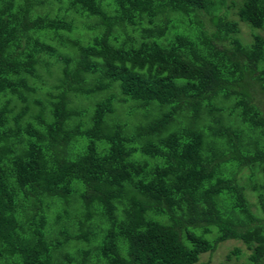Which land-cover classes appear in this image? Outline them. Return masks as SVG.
<instances>
[{
  "label": "trees",
  "instance_id": "obj_1",
  "mask_svg": "<svg viewBox=\"0 0 264 264\" xmlns=\"http://www.w3.org/2000/svg\"><path fill=\"white\" fill-rule=\"evenodd\" d=\"M226 241L264 264V0H0V264Z\"/></svg>",
  "mask_w": 264,
  "mask_h": 264
},
{
  "label": "rangeland",
  "instance_id": "obj_2",
  "mask_svg": "<svg viewBox=\"0 0 264 264\" xmlns=\"http://www.w3.org/2000/svg\"><path fill=\"white\" fill-rule=\"evenodd\" d=\"M233 19H236L233 17ZM241 38L248 41L249 40V30L245 25H241ZM241 246L239 243L233 241H226L223 244H220L218 249L211 254H203L200 256L198 264H246L244 257H241L239 260L227 261L226 255L230 251L232 246ZM242 252H244V247H241Z\"/></svg>",
  "mask_w": 264,
  "mask_h": 264
}]
</instances>
